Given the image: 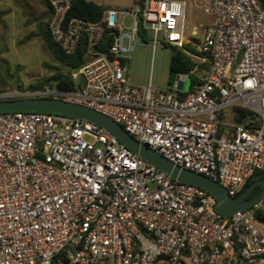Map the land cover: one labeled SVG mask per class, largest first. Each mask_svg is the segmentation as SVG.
Listing matches in <instances>:
<instances>
[{
    "label": "built area",
    "instance_id": "2783aa9c",
    "mask_svg": "<svg viewBox=\"0 0 264 264\" xmlns=\"http://www.w3.org/2000/svg\"><path fill=\"white\" fill-rule=\"evenodd\" d=\"M46 1L49 30L65 54L87 39L84 63L72 72L83 87L45 85L0 93V100L54 99L97 110L233 198L264 172L258 0H206L213 22L198 53L187 48L195 47L186 36L188 0H136L135 11L104 8L98 21L68 19L72 0ZM150 34L154 48L161 36L197 63L166 91L129 84L131 54ZM105 36L111 45L98 51ZM215 205L211 193L173 179L95 123L0 112V264H264V198L230 216Z\"/></svg>",
    "mask_w": 264,
    "mask_h": 264
},
{
    "label": "rangeland",
    "instance_id": "374dc122",
    "mask_svg": "<svg viewBox=\"0 0 264 264\" xmlns=\"http://www.w3.org/2000/svg\"><path fill=\"white\" fill-rule=\"evenodd\" d=\"M88 1L127 12L137 8L136 0ZM205 3L206 0H188L185 26L187 38L195 44L187 47L192 52L200 46L204 29L210 24ZM44 13L42 0H0V93L29 89L30 85L43 83L56 73L54 68L58 65L39 34V26L47 22ZM131 22L127 17V26ZM159 40L156 48L153 34L138 42L129 63L130 86L169 89L172 49L165 47L161 36Z\"/></svg>",
    "mask_w": 264,
    "mask_h": 264
},
{
    "label": "water",
    "instance_id": "95a60500",
    "mask_svg": "<svg viewBox=\"0 0 264 264\" xmlns=\"http://www.w3.org/2000/svg\"><path fill=\"white\" fill-rule=\"evenodd\" d=\"M55 112L60 115L84 119L95 123L114 135L128 149L182 183L200 187L216 199L215 210L222 216L244 211L264 198V179L247 187L240 196L233 198L219 182L202 174L176 166L147 145H142L124 128L105 114L92 108L54 99L0 100V112ZM257 190L255 194L254 191Z\"/></svg>",
    "mask_w": 264,
    "mask_h": 264
},
{
    "label": "trees",
    "instance_id": "16d2710c",
    "mask_svg": "<svg viewBox=\"0 0 264 264\" xmlns=\"http://www.w3.org/2000/svg\"><path fill=\"white\" fill-rule=\"evenodd\" d=\"M258 2L264 9V0H258ZM42 3L45 7L44 18H46L47 22L42 26H39V34L45 41L46 47L52 54L58 67L54 68L56 70V73L52 77L48 78L43 83L30 85L29 89L36 90L42 88L45 85H48L51 88L67 89L72 91L81 89L83 87V81L81 79L74 80L72 78V72L78 70L84 63V56L88 46L87 39L85 37L83 38L79 48L74 54H65V52L55 41L54 37L52 36L49 30V22L53 15V8L46 0H42ZM103 9L104 7L88 0H72V7L68 13V19L77 17L88 21H98L101 18ZM111 41V37L105 36L103 42L99 46H97V50L107 51L109 46L111 45ZM189 48L191 47L189 46ZM171 49L172 55L170 63V84L176 74L192 71L197 66V63L190 56L186 55L183 51L176 48ZM193 51L195 53H198L197 50ZM208 68V63H205L200 66V69H202L203 71H207ZM197 80L199 79L197 77H194V82ZM247 114H249L247 111H243V113H241V117H244ZM260 179H264V172H256L253 177L248 181L244 190L249 187L252 183ZM256 192L257 190H255L253 194H255ZM258 219H262L261 214L258 215Z\"/></svg>",
    "mask_w": 264,
    "mask_h": 264
},
{
    "label": "crops",
    "instance_id": "0c3cea01",
    "mask_svg": "<svg viewBox=\"0 0 264 264\" xmlns=\"http://www.w3.org/2000/svg\"><path fill=\"white\" fill-rule=\"evenodd\" d=\"M207 14V13H206ZM210 18H211V20H210V24L213 22V19H212V17L211 16H209Z\"/></svg>",
    "mask_w": 264,
    "mask_h": 264
}]
</instances>
